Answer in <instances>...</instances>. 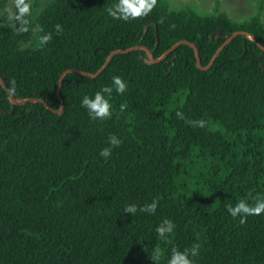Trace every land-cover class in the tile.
Instances as JSON below:
<instances>
[{"label":"trees","instance_id":"16d2710c","mask_svg":"<svg viewBox=\"0 0 264 264\" xmlns=\"http://www.w3.org/2000/svg\"><path fill=\"white\" fill-rule=\"evenodd\" d=\"M262 1L240 21L167 0L128 21L118 0H52L27 32L0 18V264H264V212L226 207L264 197ZM102 87L94 119L81 102Z\"/></svg>","mask_w":264,"mask_h":264},{"label":"clouds","instance_id":"9594fccd","mask_svg":"<svg viewBox=\"0 0 264 264\" xmlns=\"http://www.w3.org/2000/svg\"><path fill=\"white\" fill-rule=\"evenodd\" d=\"M157 0H118L112 7L108 8V15L113 19H120L128 21L131 18L143 17L151 12L153 7L156 5ZM32 4L31 0H14L15 11L9 12V20L19 24L18 32H27L29 17L32 15ZM59 30V25H57ZM50 39L49 35H43L40 37V43ZM112 84L115 87L117 94L123 93L127 87L126 82L123 81L119 76L112 77ZM112 87H102L100 91L96 92L92 98L85 96L81 102V106L86 108L89 115L94 119H106L111 115V93ZM178 116L182 118V113H177ZM198 126L203 127V121H197ZM109 143L111 145H119L120 141L115 137H109ZM110 154V149L105 148L101 151L100 155L107 157ZM227 212L235 218L238 214L241 216V223H243V217L247 215L256 214L264 212V197L259 194L255 200L254 205L246 202L245 199H240L234 206H226ZM156 208V202L153 201L150 205L142 207L141 211H147L153 213ZM124 211L128 213H135L137 211L136 205L127 206ZM166 225L167 227H164ZM172 223L165 220L161 226H159L156 231L160 234L161 238H164V233H171ZM192 256L196 255V247H193ZM157 256L159 253L156 254ZM168 264H192L189 259L188 251L185 250L183 253L173 249L168 260Z\"/></svg>","mask_w":264,"mask_h":264},{"label":"rangeland","instance_id":"374dc122","mask_svg":"<svg viewBox=\"0 0 264 264\" xmlns=\"http://www.w3.org/2000/svg\"><path fill=\"white\" fill-rule=\"evenodd\" d=\"M6 3L5 9L0 10V18H8L9 12L13 11L14 0H0ZM52 0H31L32 18L36 17L44 6ZM174 9L185 7L194 8L201 13H211L216 7L226 12L232 19L240 21L252 15L256 10V5L260 0H167ZM262 22L264 23V0L262 1ZM36 5V6H35ZM31 46L39 45V37L37 38L36 30H33V38L29 43ZM23 47H26L24 45Z\"/></svg>","mask_w":264,"mask_h":264},{"label":"water","instance_id":"95a60500","mask_svg":"<svg viewBox=\"0 0 264 264\" xmlns=\"http://www.w3.org/2000/svg\"><path fill=\"white\" fill-rule=\"evenodd\" d=\"M236 35H238V33H235V34H233L230 38H228V39L224 42V44L222 45V47H223L225 44H227L228 41H230V40H231L234 36H236ZM182 43H184V44H188V45H190L191 47L194 48L195 55H196V58H197V65H198V67H199L200 69L205 70L206 68H202V67L200 66V62H199V60H198V52H197V49L195 48V46H194L193 44L188 43V42H182ZM128 51H130V50H126L125 52H128ZM114 54H116V52H114V53H112V54L110 55V57L108 58L106 64L108 63V61L111 59V57H112ZM103 68H104V67H103ZM103 68H102V69H103ZM102 69H101L100 71H102ZM100 71H99V72H100ZM99 72H98V73H99ZM98 73H97V74H98ZM95 75H96V74H95ZM95 75H90V76H95ZM0 82H1L2 86L5 88L3 82H2V81H0ZM59 84H60V81H59ZM58 87H59V86H58ZM57 97H58V99L60 100V103L62 104L61 97H60V93H59V89L57 90ZM11 100H12L13 102H15L14 99H13L12 97H11ZM26 102H27V101H21V102H19L18 104H24V103H26ZM45 106H46L47 108H49L48 105L45 104ZM62 109H63V106L61 105V109H60L59 111H57V113L61 112Z\"/></svg>","mask_w":264,"mask_h":264}]
</instances>
